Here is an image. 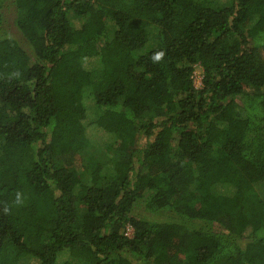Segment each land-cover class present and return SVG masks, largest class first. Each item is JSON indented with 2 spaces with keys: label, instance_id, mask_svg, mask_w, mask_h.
<instances>
[{
  "label": "trees",
  "instance_id": "trees-1",
  "mask_svg": "<svg viewBox=\"0 0 264 264\" xmlns=\"http://www.w3.org/2000/svg\"><path fill=\"white\" fill-rule=\"evenodd\" d=\"M217 6L0 0V264H264V0Z\"/></svg>",
  "mask_w": 264,
  "mask_h": 264
},
{
  "label": "rangeland",
  "instance_id": "rangeland-1",
  "mask_svg": "<svg viewBox=\"0 0 264 264\" xmlns=\"http://www.w3.org/2000/svg\"><path fill=\"white\" fill-rule=\"evenodd\" d=\"M233 2V0H217V8L218 9H222L224 7H227L229 5H231ZM14 15V11L11 12V14L8 15V24L12 25V18ZM202 78H203V72L202 69L200 68H196L195 72H194V85L199 88L202 84ZM0 148H1V143H0ZM119 157L118 151H116V147L115 146H104L102 148H87L85 150V153L80 157L81 161L80 162H84L87 163V165H89V163L95 162V161H99L102 162L103 164H107L111 167L114 166L115 162L117 161ZM257 192L261 195H264V186H262L261 188L259 187L257 189ZM79 208L81 209V214L86 213V209L81 206V204L79 205ZM133 233L132 228L128 229V235L131 236ZM20 264H32L31 260L29 257L23 258L20 260Z\"/></svg>",
  "mask_w": 264,
  "mask_h": 264
},
{
  "label": "clouds",
  "instance_id": "clouds-1",
  "mask_svg": "<svg viewBox=\"0 0 264 264\" xmlns=\"http://www.w3.org/2000/svg\"><path fill=\"white\" fill-rule=\"evenodd\" d=\"M161 55H162V54H159V53H158V54L154 57V59L159 60ZM17 200H19V196H17Z\"/></svg>",
  "mask_w": 264,
  "mask_h": 264
}]
</instances>
